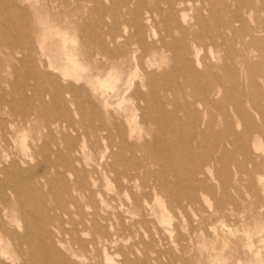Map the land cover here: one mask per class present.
<instances>
[{
    "label": "rangeland",
    "instance_id": "1",
    "mask_svg": "<svg viewBox=\"0 0 264 264\" xmlns=\"http://www.w3.org/2000/svg\"><path fill=\"white\" fill-rule=\"evenodd\" d=\"M167 1L0 0L3 24L58 21L0 51V183L35 187L7 191L17 237L0 232V264H264V0ZM65 38L91 48L93 77L118 65L129 92L60 71L87 91L77 106L27 90L28 60H55ZM26 94L50 108L40 140L17 134Z\"/></svg>",
    "mask_w": 264,
    "mask_h": 264
},
{
    "label": "bare ground",
    "instance_id": "2",
    "mask_svg": "<svg viewBox=\"0 0 264 264\" xmlns=\"http://www.w3.org/2000/svg\"><path fill=\"white\" fill-rule=\"evenodd\" d=\"M17 2H23V0H17ZM167 4L172 10V6H173L172 0H168ZM156 11H158V13L161 14L163 13V11L159 8H157ZM6 16H7L6 20H8L11 23V25L3 24L0 22V51H4L6 49L5 47L8 46L14 47V49L17 48L16 44H18L19 41H18V37H16V33L22 30L30 32L31 35V36L29 35L30 38L35 36V38L40 39V41H45L48 34L54 29L53 24L58 22L53 17L52 19H46V20L38 19L32 25L29 24L22 25L20 23V26H18L16 22L18 20L20 21L23 19L24 13H17L16 11L14 12L8 11L6 13ZM135 24H136V36L141 38L142 37L141 35L145 32L146 25L139 21H136ZM68 43H70L71 45L69 46ZM118 45L119 43L118 40L116 39H112L111 41L107 42V44L100 41V48L103 49V51H105L106 54H109L108 56H111L114 50L118 48ZM30 48H32V46H30ZM61 50L63 53H57L55 60H51L50 58L44 60L42 58L44 54H42L39 57L37 62L28 60L32 70L26 75V77L35 80L38 83V85L33 89L29 87V84H26L27 90L37 93L39 99H42L45 95L48 94V91L43 86L44 84L49 85L53 89L54 98H56L57 102H59L62 106L66 108L70 106V103L74 106H77V98L81 95V93L84 94L87 92L85 87L78 88L74 85V83H68L67 85H64L61 77L57 75V71H60L62 74L63 73L67 74L69 72L70 76H72L75 81L85 82L86 85L90 86L91 93L96 95L102 94L104 89L106 90L111 89L112 91H114L116 96H120V97L125 96L129 92L130 89L129 86L126 85L127 82L123 84L125 85L124 88H121L118 85L119 83L122 82V72H120V68L116 64L112 67V70L105 77H100V76L93 77L91 70L89 69L88 65L84 62V59H86L87 57L88 58L92 57L91 48L88 45L86 44L84 45V50L83 53L81 54L78 52V46L76 44V40L73 38L72 39L65 38L62 40ZM14 54L15 51H11V53L7 55V57H9L8 59L12 61ZM59 58H63L65 61L60 68L56 66V62ZM138 65L139 62L137 61V65H136L137 67H135V69L138 68ZM40 83H43V85H41ZM68 96L73 97V99L67 101ZM132 96L135 97V99L141 97L145 101L144 93H142L138 89H135V92L133 93ZM0 98L3 100L5 105H8V100L5 99V96L1 95ZM34 99H35L34 97H29L27 94L23 95L22 97V101L27 103L30 110L29 112H24L22 114L23 119L19 123L17 134L18 136L25 138L26 133L28 131H32L35 133L33 139L40 140L39 137V133L41 129L40 110L48 111L50 110V108L44 104L43 107L38 108L33 104ZM12 106H13V110H15L16 106L14 105V103H12ZM133 134L135 135V133ZM8 190H12L18 195L22 191H26V190L34 191L35 187L32 184L23 185L21 181H17V180L11 182L8 185L0 183V206L3 207L2 212H4L3 218H0V232L5 234L8 237V239H11L14 238V236L15 237L17 236L11 233L10 231H8L7 229V222L9 223V219H10V216L7 214V210H9L12 207V204L9 202L8 199V193H7ZM1 241L2 240H0V242Z\"/></svg>",
    "mask_w": 264,
    "mask_h": 264
}]
</instances>
